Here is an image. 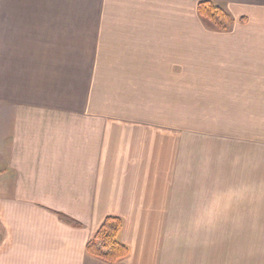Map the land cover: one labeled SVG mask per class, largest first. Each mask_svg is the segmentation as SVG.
I'll return each instance as SVG.
<instances>
[{"label": "crops", "instance_id": "crops-1", "mask_svg": "<svg viewBox=\"0 0 264 264\" xmlns=\"http://www.w3.org/2000/svg\"><path fill=\"white\" fill-rule=\"evenodd\" d=\"M199 93L264 120V0H0V264H107L86 247L111 216L115 264H264V190L183 173Z\"/></svg>", "mask_w": 264, "mask_h": 264}, {"label": "rangeland", "instance_id": "rangeland-1", "mask_svg": "<svg viewBox=\"0 0 264 264\" xmlns=\"http://www.w3.org/2000/svg\"><path fill=\"white\" fill-rule=\"evenodd\" d=\"M196 100L182 104L183 173L197 177L199 190H264V176L253 175L255 156L264 151V120L221 118L206 95Z\"/></svg>", "mask_w": 264, "mask_h": 264}, {"label": "trees", "instance_id": "trees-1", "mask_svg": "<svg viewBox=\"0 0 264 264\" xmlns=\"http://www.w3.org/2000/svg\"><path fill=\"white\" fill-rule=\"evenodd\" d=\"M199 17L213 30L230 32L234 19L222 8L210 1L198 4ZM123 221L118 217H107L95 237L87 244V254L107 264H115L129 255V248L119 241Z\"/></svg>", "mask_w": 264, "mask_h": 264}]
</instances>
